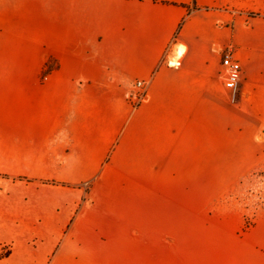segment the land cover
<instances>
[{
	"label": "crops",
	"instance_id": "crops-1",
	"mask_svg": "<svg viewBox=\"0 0 264 264\" xmlns=\"http://www.w3.org/2000/svg\"><path fill=\"white\" fill-rule=\"evenodd\" d=\"M263 164L264 0H0V232L40 238L20 262L264 264V215L206 219Z\"/></svg>",
	"mask_w": 264,
	"mask_h": 264
},
{
	"label": "rangeland",
	"instance_id": "rangeland-1",
	"mask_svg": "<svg viewBox=\"0 0 264 264\" xmlns=\"http://www.w3.org/2000/svg\"><path fill=\"white\" fill-rule=\"evenodd\" d=\"M4 183H6V178L0 177V186ZM0 193L3 192L0 191ZM2 207L4 205L0 209H3ZM206 212L207 220L220 221L231 228L236 225L240 235L254 229L264 215V164L250 178L224 195L220 201ZM2 230L4 232H0V239H3L0 240V260H4L0 264H38L37 260L32 258H27L31 260L30 262L24 260L20 262L19 256H23L26 251H33L30 247L40 244V238L34 236L32 239H27V234L23 233L18 222L9 223L7 230ZM27 241H31V245H28ZM13 242L17 244L15 248L16 256L9 259L7 257L13 252Z\"/></svg>",
	"mask_w": 264,
	"mask_h": 264
},
{
	"label": "built area",
	"instance_id": "built-area-1",
	"mask_svg": "<svg viewBox=\"0 0 264 264\" xmlns=\"http://www.w3.org/2000/svg\"><path fill=\"white\" fill-rule=\"evenodd\" d=\"M223 60H222V73L221 77L224 81V85L228 91L231 92V101L236 102L239 95V87L242 75V65L238 59L236 47L230 44L223 49ZM168 52L165 54L163 60L167 62L169 66H174V61L167 59ZM180 66L179 62H176V66ZM129 95L133 96V100L138 106L144 100H146V92L148 83L145 81H136L129 85Z\"/></svg>",
	"mask_w": 264,
	"mask_h": 264
},
{
	"label": "water",
	"instance_id": "water-1",
	"mask_svg": "<svg viewBox=\"0 0 264 264\" xmlns=\"http://www.w3.org/2000/svg\"><path fill=\"white\" fill-rule=\"evenodd\" d=\"M2 189H3V187H2V186H0V191H2Z\"/></svg>",
	"mask_w": 264,
	"mask_h": 264
}]
</instances>
